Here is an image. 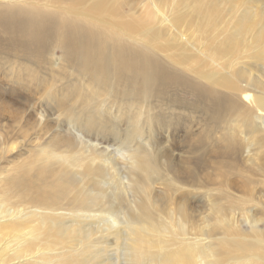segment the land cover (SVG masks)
<instances>
[{"label": "bare ground", "instance_id": "obj_1", "mask_svg": "<svg viewBox=\"0 0 264 264\" xmlns=\"http://www.w3.org/2000/svg\"><path fill=\"white\" fill-rule=\"evenodd\" d=\"M0 58V264H264V0H0Z\"/></svg>", "mask_w": 264, "mask_h": 264}, {"label": "rangeland", "instance_id": "obj_2", "mask_svg": "<svg viewBox=\"0 0 264 264\" xmlns=\"http://www.w3.org/2000/svg\"><path fill=\"white\" fill-rule=\"evenodd\" d=\"M137 10L140 12V11H141L140 7H138ZM57 54L59 55V53H57ZM0 61H1V58H0ZM5 76H6V75H4V77H5ZM20 85H21V84H20ZM23 85H24V84H23ZM23 85H21L22 90H25V89H26V85H24L25 87H24ZM23 87H24V89H23ZM22 93H23V91H22ZM20 95H22V94H20ZM4 123H5V124L8 123L7 120H4ZM6 125H7V124H6ZM7 126H8V125H7ZM7 126H6V127H7ZM15 127H16V125H13L12 128H10V129H5V130H7V131H14V130H15ZM112 148H113V147H112ZM112 148H111V151L113 152ZM114 148H115V147H114ZM114 148H113V149H114ZM116 148H117V147H116ZM116 148H115V149H116ZM115 151H116V150H114V152H115ZM16 152H17V150L13 151V153H9V154H8L7 157L9 158L10 162H9V163H6L5 166H8V167L13 166V163H14L13 160H17V159L19 158V157L16 158ZM27 153H29V152H27ZM10 155L12 156V158H11ZM24 157H25V156H22V158H24Z\"/></svg>", "mask_w": 264, "mask_h": 264}]
</instances>
